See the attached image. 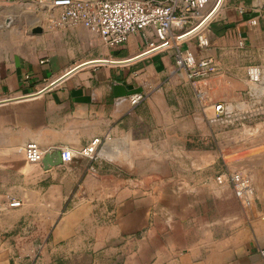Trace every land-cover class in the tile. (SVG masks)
I'll list each match as a JSON object with an SVG mask.
<instances>
[{
	"label": "crops",
	"instance_id": "0c3cea01",
	"mask_svg": "<svg viewBox=\"0 0 264 264\" xmlns=\"http://www.w3.org/2000/svg\"><path fill=\"white\" fill-rule=\"evenodd\" d=\"M22 11L27 7L0 0L2 182L10 184L17 176L27 183L39 179L42 199H52L53 207L79 200L64 216L47 217L51 238L37 264H51L54 254L73 259L123 255V264H264V223L243 218L233 191L216 192L210 180L182 188L193 180L128 172L131 150L139 158L146 150L161 152L162 137L176 130L181 142L173 148L187 152L189 131L206 128L174 51L142 55L145 32L107 49L83 26L57 28L45 23L47 12L37 19ZM254 13H259L255 26L244 19ZM23 18L29 27L31 20L43 22L38 36L21 34ZM262 30L264 0H228L212 26L210 48L197 55L214 57L221 67L231 50L252 46ZM81 64L86 65L66 75ZM53 82L59 84L49 87ZM136 93L144 99L133 105L130 97ZM95 140L100 144L93 160L78 158L49 170L18 161L30 142L54 152L80 151ZM26 165L31 167L23 171ZM254 173V195L264 200V170ZM213 208L217 216L210 217ZM0 264L11 263L0 256Z\"/></svg>",
	"mask_w": 264,
	"mask_h": 264
},
{
	"label": "rangeland",
	"instance_id": "374dc122",
	"mask_svg": "<svg viewBox=\"0 0 264 264\" xmlns=\"http://www.w3.org/2000/svg\"><path fill=\"white\" fill-rule=\"evenodd\" d=\"M37 1L9 0V3L27 7L28 11L22 12L35 14L37 19H40L41 13H49L45 23L51 26L54 14L41 9ZM18 15L21 16V13ZM42 23L40 20H31L29 27L24 24L23 18L18 24L19 31L25 37H36L38 34L35 32L39 30L37 25L42 27ZM231 51L230 55L221 61L219 72L209 79L207 84L211 104H224L226 115L216 118L212 108L203 111L199 107L206 128L189 131L187 141L183 140L188 145L187 152L173 148L177 147V144L180 146L181 142L174 134L175 130L173 134L162 137L161 152L146 150L145 156L139 158L138 152L131 150L128 171L130 175L163 174L190 177L193 181L180 184L182 188L186 185L198 188L210 180V185L214 186L216 192H232L229 186L220 188L215 185L214 180L219 174L242 172L253 176L254 172L264 170V31L255 37L252 46L244 44ZM251 67H259L262 71L260 81L255 84L248 76ZM191 145L193 151L189 150ZM103 155L108 154L105 152ZM19 158L18 161L26 163L24 150ZM30 167L24 166L23 171H28ZM2 180L4 176L0 175V256L7 257L11 264H37L47 253L51 238L47 217L64 216L79 200L67 199L59 206L53 207L52 199H42L39 190L43 184L39 179H31L27 183L24 177L17 176L12 178L11 185L4 184ZM260 182L264 188V176L260 177ZM255 200L252 213H248L239 205L243 218L261 220L264 200L256 197ZM184 201L186 200H182ZM12 202H21V205L11 208ZM210 202L209 200L208 203ZM196 208L198 212H202L201 207ZM217 212L218 210L213 208L209 211V216H217ZM63 256L65 255L54 254L51 264H123L124 259L123 255L98 258L84 255L80 259H73V255Z\"/></svg>",
	"mask_w": 264,
	"mask_h": 264
},
{
	"label": "built area",
	"instance_id": "2783aa9c",
	"mask_svg": "<svg viewBox=\"0 0 264 264\" xmlns=\"http://www.w3.org/2000/svg\"><path fill=\"white\" fill-rule=\"evenodd\" d=\"M228 0H38V6L54 14L52 25L57 28L83 26L96 34L107 49L124 46L132 35L145 32L146 49L142 55L174 51L175 65L194 89L200 108L213 109L216 118L226 115L224 104H211L208 81L220 70L214 57L199 58L197 50L204 52L211 46L210 33L213 24L223 12ZM257 25L256 19L250 21ZM248 76L252 83L260 81L262 71L251 67ZM30 78L27 76L26 81ZM144 95L136 93L130 97L133 105L142 102ZM100 144L95 140L91 146L75 151H61L62 165L71 164L78 158L93 160ZM52 150H43L34 142L24 147V158L28 164H42ZM218 186H229L242 208L252 213L255 195L251 176L242 172L219 174ZM12 202L11 208L20 207ZM264 223V212L260 217ZM253 220L252 217L248 219ZM264 256V249L260 250Z\"/></svg>",
	"mask_w": 264,
	"mask_h": 264
},
{
	"label": "water",
	"instance_id": "95a60500",
	"mask_svg": "<svg viewBox=\"0 0 264 264\" xmlns=\"http://www.w3.org/2000/svg\"><path fill=\"white\" fill-rule=\"evenodd\" d=\"M257 17H259V13L245 15L244 19L246 21H251ZM38 31H41V30H38ZM125 95L126 94H124V96ZM61 165H62L61 151H54V152L46 155L43 162H42V166L45 170H49L51 168L59 167Z\"/></svg>",
	"mask_w": 264,
	"mask_h": 264
},
{
	"label": "bare ground",
	"instance_id": "6f19581e",
	"mask_svg": "<svg viewBox=\"0 0 264 264\" xmlns=\"http://www.w3.org/2000/svg\"><path fill=\"white\" fill-rule=\"evenodd\" d=\"M23 8H24V7H23ZM92 63H93V62H92ZM94 63H98V61H96V62H94ZM94 63H93V64H94ZM98 64H101V63H98ZM84 65H86V64H81V65H78V66L72 68L71 70L68 71V73H67L66 75L71 76L72 74H74V73L76 72V70H78L79 68L83 67ZM57 84H59V83L53 82V83H51V84L49 85V87L56 86ZM254 84H255V83H254ZM15 100H16V99H15Z\"/></svg>",
	"mask_w": 264,
	"mask_h": 264
}]
</instances>
